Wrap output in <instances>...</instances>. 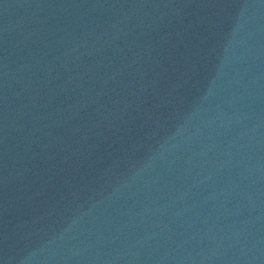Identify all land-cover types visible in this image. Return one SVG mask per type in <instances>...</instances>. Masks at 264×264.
Listing matches in <instances>:
<instances>
[{"label":"water","instance_id":"obj_1","mask_svg":"<svg viewBox=\"0 0 264 264\" xmlns=\"http://www.w3.org/2000/svg\"><path fill=\"white\" fill-rule=\"evenodd\" d=\"M0 264H264V0H0Z\"/></svg>","mask_w":264,"mask_h":264}]
</instances>
